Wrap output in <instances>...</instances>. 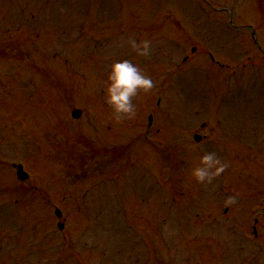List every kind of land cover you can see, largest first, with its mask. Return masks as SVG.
<instances>
[{
	"label": "rangeland",
	"instance_id": "374dc122",
	"mask_svg": "<svg viewBox=\"0 0 264 264\" xmlns=\"http://www.w3.org/2000/svg\"><path fill=\"white\" fill-rule=\"evenodd\" d=\"M58 1L31 0L29 4L35 3V13L38 10L36 4H45L46 11L54 14ZM68 1L78 6L77 9H70L71 14L75 15L72 24L85 21L83 36L89 37L90 30H106L104 36L113 40H139L143 45L151 39L159 44L148 47L147 52L164 48L168 53L174 52L177 55L185 50L183 37L177 30H168L173 34L172 41L165 39L167 32L160 30V24L167 22V16L179 22L187 34H183L184 37L194 38L192 43L202 50L207 39H203L197 27L189 20L198 8H207L209 14L210 10H214L217 14L212 15L209 25L218 33L216 37L212 34L217 42L206 49L221 64L227 63L231 67L240 63L234 57L240 50L238 55L242 58V64L247 63V59H258L252 51H243L253 47L250 27L257 31L259 43L264 49V0ZM21 3L24 1L0 0V33L3 41L7 40L12 30L10 22L22 13ZM117 19L123 22L122 27L107 25L105 22ZM52 22L60 26L57 35L54 34L55 38L60 37L65 41L68 37L65 19L58 16ZM198 26H205L204 21L201 20ZM28 34L21 35L25 43H21L18 48V55L2 53L0 59V77L6 84L0 81V106L4 111L0 112V132L9 134V143L14 144V152L4 151L1 158L6 161L0 162V189L6 187L0 190V194L3 192L0 206L10 202L3 207L14 211L11 218V222H14L13 231L0 228L2 264H7V258H14L16 251L18 255L14 264H75L76 259L71 260L75 253L81 254L84 264H161L167 262L168 257L175 264H180L178 259L186 260L187 264H224L223 258L234 264H264L263 242L257 243L263 252L258 251L254 257L250 256L255 249L252 246L254 235L251 229L254 218L250 212L252 209H262L259 206L261 198L264 203V168L260 169L255 164L259 158L264 160V143L259 142L264 135V72L258 73L254 81L242 88L236 86L239 83H236V79L243 75L242 70L235 77L225 72V76L222 74L224 81L208 85L213 75L207 74L203 78V73L197 71L194 65L204 66L211 59L207 56L203 61V55H200L202 58H196L193 67L189 66L180 73L178 70L173 71L178 74L162 86L161 77L165 72H157L165 69L167 57L161 54L158 60H153L147 55L139 56V51L130 52L126 55L128 61L149 77L154 87L148 91L140 89L132 98L135 107L133 118L119 114L118 119V114L106 102L108 76L113 65L105 67L107 65L103 64L101 58H93L88 64L80 50L73 53L74 58L70 59V56H62L69 53L67 48H51L45 52L53 56L61 51V58L40 62L38 68L45 73L41 74L42 82L32 83L23 70L15 75L19 64L25 65L32 57L31 30ZM12 37L19 39L15 34ZM96 38L101 39L103 36L98 35ZM34 40L36 45H40L37 39ZM191 46L187 47L186 55L190 53ZM199 49L195 55L202 53ZM253 51L256 52L255 49ZM22 52H25L26 57ZM103 57H107V54H103ZM16 58L23 61L18 63ZM70 62L73 65L68 64ZM81 62H84V67ZM221 64L217 68L222 71ZM254 64H247L244 70L246 79L257 62ZM53 71H66V78L71 79L68 91L63 93L61 89L58 90L62 96H59L60 100L57 94L55 97L58 100L49 91V78ZM33 78L40 79L35 76ZM58 78L59 73L56 80L51 81L57 84L60 82ZM213 87L217 92V104L221 99L223 103L225 94L221 114L213 105L211 109V98L207 93ZM159 90L161 98L158 97ZM240 92L246 97L239 103L240 110L229 121L232 138L237 136L234 135L236 132L240 133L232 146L239 149L233 152L227 144L224 153L219 143L214 144L213 138L196 144L193 139L195 134L207 135L210 139L219 116H231L229 110L239 101ZM62 101L64 104H61ZM206 104L210 105V109ZM158 105L160 108L155 111ZM80 106H87L85 108L89 110L82 109L81 119H72V111L80 109ZM150 117L153 118V127L146 134L145 128ZM250 125H256L260 130ZM215 138L222 139L218 136ZM92 146L99 152L107 147L114 148V153L121 161L113 163L104 159L91 160L86 151ZM259 147L263 153L259 157L252 156L251 152L257 151ZM209 153H214L226 165L225 170L210 182H197L191 176V171L201 166V157ZM238 154L241 155L240 159H237ZM127 161L133 163L130 169L119 178L110 180L109 186L104 180L94 184L91 182L94 177L104 176L103 173L109 175L110 170L121 169L129 164ZM6 163H24L30 175V183L24 186L16 183ZM74 168L86 172L87 176L94 174L92 178L79 176L71 180L70 174L75 172ZM66 180L74 181L75 184L64 192L63 185L69 186ZM255 187L258 188L256 192L260 191L259 195L254 192ZM37 188L39 190H35ZM105 190L109 191V197L119 202H125L127 198L128 201L121 205L115 202L113 205L114 200L107 203L106 200L98 199ZM38 191H43L44 195ZM75 195L85 196L89 201L85 206L88 207L84 206V202L80 203L78 198L72 197ZM186 195H192L193 198ZM230 198L233 202L229 204L227 201ZM190 201L192 206L188 205ZM239 202L242 206L235 208L234 205ZM61 205L66 216L65 242L57 230L58 219L55 216L57 208L62 210ZM228 207V211H225ZM180 209L184 210L181 212ZM20 216L24 221H21ZM4 217L6 219L2 218V222H8L7 217ZM259 220V233L263 235L264 213L260 214ZM19 223L23 226L22 232L16 230ZM71 228L74 229L73 236ZM30 239L29 246H26ZM15 242L21 246L20 250L16 246L14 248ZM50 246L53 249L42 256L41 252ZM167 246L173 248V251H168ZM11 250L15 252L12 255L9 253ZM46 257L49 263H45Z\"/></svg>",
	"mask_w": 264,
	"mask_h": 264
},
{
	"label": "clouds",
	"instance_id": "9594fccd",
	"mask_svg": "<svg viewBox=\"0 0 264 264\" xmlns=\"http://www.w3.org/2000/svg\"><path fill=\"white\" fill-rule=\"evenodd\" d=\"M131 43L134 48L142 49L139 54H147V42L143 45H137L135 41ZM108 81L106 102L118 114V119L120 118L119 114H126L129 119L133 118L135 107L132 103V98L137 94L138 90L148 91L154 87L153 81L142 74L141 70L128 60L113 64ZM200 165L191 171V176L197 182H210L213 177L222 173L226 167L214 153L203 155L200 159ZM232 202L231 198L227 201L229 204Z\"/></svg>",
	"mask_w": 264,
	"mask_h": 264
},
{
	"label": "water",
	"instance_id": "95a60500",
	"mask_svg": "<svg viewBox=\"0 0 264 264\" xmlns=\"http://www.w3.org/2000/svg\"><path fill=\"white\" fill-rule=\"evenodd\" d=\"M23 177V179H25V177L24 176H22Z\"/></svg>",
	"mask_w": 264,
	"mask_h": 264
}]
</instances>
